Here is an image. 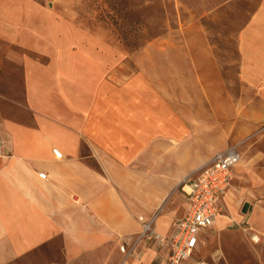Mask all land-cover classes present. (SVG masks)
<instances>
[{
  "label": "crops",
  "instance_id": "0c3cea01",
  "mask_svg": "<svg viewBox=\"0 0 264 264\" xmlns=\"http://www.w3.org/2000/svg\"><path fill=\"white\" fill-rule=\"evenodd\" d=\"M187 40L170 58L187 67L165 70L168 55L119 52L38 0H0V41L33 52L8 55L23 102L0 96V264H166L144 222L174 234L182 181L231 146L241 157L224 209L184 264L241 199L264 225V2L240 32L233 76L207 37ZM44 250L60 256L24 260Z\"/></svg>",
  "mask_w": 264,
  "mask_h": 264
},
{
  "label": "rangeland",
  "instance_id": "374dc122",
  "mask_svg": "<svg viewBox=\"0 0 264 264\" xmlns=\"http://www.w3.org/2000/svg\"><path fill=\"white\" fill-rule=\"evenodd\" d=\"M74 26L115 46L119 52L163 54L159 62L168 70L176 63L172 54L189 52L187 38L207 37L219 56L226 74L233 76L240 59L239 35L264 0H38ZM30 50L0 41V96L23 102V72L9 53ZM156 63V62H153ZM184 65V66H183ZM187 67V66H186ZM237 67V66H236ZM182 79V75H181ZM247 94H245L246 96ZM4 99V100H6ZM245 99V107H246ZM264 132V122L259 131ZM246 200L237 203L236 212H226L232 223L213 231L206 245L186 264H264V237L257 241L264 225L253 222L252 213L242 210ZM264 210V204L260 205ZM231 210V211H230ZM246 220V221H243ZM249 221V223L247 222ZM245 222V223H244ZM260 250L263 259L259 258ZM32 254L24 260L40 262L59 257L47 251Z\"/></svg>",
  "mask_w": 264,
  "mask_h": 264
},
{
  "label": "built area",
  "instance_id": "2783aa9c",
  "mask_svg": "<svg viewBox=\"0 0 264 264\" xmlns=\"http://www.w3.org/2000/svg\"><path fill=\"white\" fill-rule=\"evenodd\" d=\"M6 155L0 133V157ZM240 157L236 147H228L217 152L209 164L197 171L196 176L182 181L180 188L187 198V211L170 237L159 233L152 220L144 222L141 236L169 248L166 264H184L195 251L201 231L215 223L217 216L224 209L221 200L231 185L233 167ZM40 175L45 177L46 174Z\"/></svg>",
  "mask_w": 264,
  "mask_h": 264
},
{
  "label": "water",
  "instance_id": "95a60500",
  "mask_svg": "<svg viewBox=\"0 0 264 264\" xmlns=\"http://www.w3.org/2000/svg\"><path fill=\"white\" fill-rule=\"evenodd\" d=\"M247 209V204L245 205V208H244V210H246Z\"/></svg>",
  "mask_w": 264,
  "mask_h": 264
}]
</instances>
